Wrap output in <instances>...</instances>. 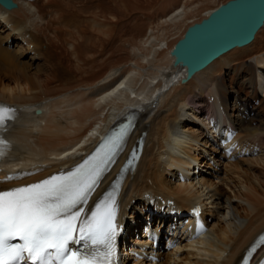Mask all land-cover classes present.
I'll return each mask as SVG.
<instances>
[{"label": "bare ground", "instance_id": "bare-ground-1", "mask_svg": "<svg viewBox=\"0 0 264 264\" xmlns=\"http://www.w3.org/2000/svg\"><path fill=\"white\" fill-rule=\"evenodd\" d=\"M52 1L56 0L43 2L50 7L46 16L35 5L40 0H15L18 8L12 11L0 5V99L26 109L43 110L39 116L22 112L18 123L8 131L15 144L12 166H21L23 170L32 165L47 166L29 178L2 181L0 186L27 183L58 170L73 159L68 155L94 125H110L119 112L137 106L141 117L135 137L146 131L147 139L136 173L124 187L126 206L131 204L135 211L144 193L151 192L173 198L183 210L200 202L209 219L204 237L190 243L187 236H171L176 241L174 248L160 247L158 261L135 258L132 264H236L244 249L264 229V28L250 45L233 48L182 82L185 68L175 64L173 47L190 26L207 18L227 0L198 15L191 8L193 0H184L187 4L150 23L138 42L133 35L118 36V44L110 52L91 53L90 58L79 54L78 41L95 38L96 33V39L111 43L119 30L129 28L138 33L140 29L135 23L120 25L116 19L115 24H104L96 16L85 20L66 15L54 18L59 11L50 4L58 2ZM90 7L94 6L85 4L82 11ZM108 16L102 14L101 18L108 20ZM48 24L55 39H59L56 32L62 24L88 25L86 31L91 30L93 35L85 37V29L81 33L72 31L69 44L73 53L76 51L81 57L77 55L79 60L74 53V65L78 66V59L81 70L79 76L74 74L75 78L89 79L60 86L63 74L55 72L51 78L50 74L43 76L32 71L33 65L42 59ZM93 25L98 31L91 28ZM116 52L123 53L124 59L115 56ZM101 67L105 70L99 72ZM49 78L56 80L52 86L58 89L46 84ZM124 82L127 88H121ZM210 106L215 111L223 108L236 136L232 140L236 141L233 152L240 148L243 155L251 152L254 156L223 160L227 154L210 139L220 138L207 129L215 119L213 114L208 121ZM172 141L174 145L170 146ZM188 158L199 166L198 174L178 182L177 167L189 164ZM140 217H136L139 223ZM153 222L156 229L165 228L167 219L155 218ZM136 234L126 243L128 249H123L128 263L131 253L142 250L150 241L147 233ZM152 249L153 246L147 250Z\"/></svg>", "mask_w": 264, "mask_h": 264}, {"label": "snow or ice", "instance_id": "snow-or-ice-1", "mask_svg": "<svg viewBox=\"0 0 264 264\" xmlns=\"http://www.w3.org/2000/svg\"><path fill=\"white\" fill-rule=\"evenodd\" d=\"M12 113L0 107V127L13 118ZM126 134L127 128L109 137L74 170L0 190V264H113L118 233L115 193H107L90 213L84 206ZM6 147L0 139V157ZM16 239L22 243H13ZM81 244L83 251L72 247Z\"/></svg>", "mask_w": 264, "mask_h": 264}, {"label": "rangeland", "instance_id": "rangeland-1", "mask_svg": "<svg viewBox=\"0 0 264 264\" xmlns=\"http://www.w3.org/2000/svg\"><path fill=\"white\" fill-rule=\"evenodd\" d=\"M56 1L50 2V3H55V2L57 3V5L50 4L52 5L53 9H56L59 11V13L54 14L53 16L54 18L56 17V15L60 17L61 15H66L67 17L74 18V19L78 18V16H80L79 19L82 17H85L84 19H80V20H85L89 17L96 16V18H98V21L103 20L104 24H105V21L112 22L113 24L118 22L120 25L122 24L121 22L135 23L136 26H138V28L140 29L138 33L133 32L129 28L124 29V30H119L118 32L114 33V40L111 43H109L106 40L103 41L102 39H96L97 38L96 33H95V38H90L89 40H85V41H78L79 42L78 52L82 57H85V58H88V57L90 58L91 53L92 54H96V53L105 54L107 52H110L111 48L116 47V45L118 44V36L130 38L133 35L135 38V41L138 42L139 39H141L143 35L145 34V30L150 23L157 22L158 19H161V17L167 14L171 9L172 10L168 14L173 12L176 8L182 7V5L186 3L184 0H98V1L97 0H56ZM225 1L226 0H211V1L210 0H196V1L193 0L194 4L191 5V8H194L193 9L194 14L198 15L205 9L209 7H215ZM228 1L229 0H227V2ZM43 2L47 3L45 2V0L44 1L40 0V2H36L35 5L39 8L40 13L46 16L48 14L47 10H49L50 7L47 5L48 3L43 4ZM85 4L92 5L96 7L97 9L94 7H90L82 11ZM63 6H65V8ZM98 9L100 11L103 9L104 12H102L103 10L100 12ZM115 10L116 11L120 10V12L116 13ZM78 13H80L81 15H79ZM102 14L109 15L107 18L108 20H104L103 18H101ZM145 15L150 16L151 18L147 19ZM113 16H115L116 18ZM60 17H58L56 21H58ZM134 17H137V18L133 19ZM51 18H49L48 23L51 21ZM114 19H116L117 22ZM99 22H96V23H99ZM49 25L50 24H48V27L46 26L47 30H45V33L47 34V38L44 39V42L46 45L43 47L44 52L42 51V56H41L42 59H40L38 62H36L33 65L32 71L39 72L43 76L46 74H50L51 78L54 77L55 72L56 73L58 72L59 75L63 74L60 79L61 80L60 86H63L69 83L80 84L82 83L83 80L89 79V78H82V77L75 78L74 74L78 75V73L81 71L78 68L80 65L79 60L81 59V57L76 53V51H74L76 57L78 55L80 58L79 59L77 57L79 59V60L77 59L78 66H75L74 65L75 63L74 53L69 44V42L71 41L70 35L68 34L67 36H64L61 31H60L61 34L56 32V34L59 35L58 36L59 39H55L54 34L53 35L51 34ZM53 26H56V25H53ZM86 26H73V27L67 26V27L71 28L72 30H75L76 29L75 27H84L85 32H88L91 34V30L86 31V29H89ZM91 28H94V30L98 31L95 25H93ZM115 56L120 57L119 59H124L123 53L116 52ZM83 61L86 62L87 60H83ZM100 65H105V63L100 64ZM104 70L105 68L101 67L99 72L104 71ZM68 71L71 73L72 72H75V73H73L72 75H69L67 74ZM68 76L69 78H67ZM51 78L47 80L48 82H46V84L51 88L57 87L55 89H58L59 88L58 86H52V85H56L57 82L56 80L52 81ZM228 82H226L227 86L230 85V80H228Z\"/></svg>", "mask_w": 264, "mask_h": 264}, {"label": "water", "instance_id": "water-1", "mask_svg": "<svg viewBox=\"0 0 264 264\" xmlns=\"http://www.w3.org/2000/svg\"><path fill=\"white\" fill-rule=\"evenodd\" d=\"M0 2L16 7L12 0ZM263 27L264 0H229L187 29L172 49L175 64L187 66L191 77L234 47L251 44Z\"/></svg>", "mask_w": 264, "mask_h": 264}]
</instances>
